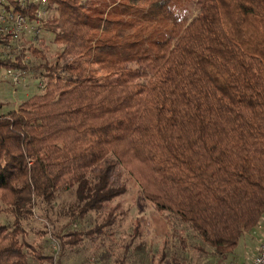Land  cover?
I'll return each mask as SVG.
<instances>
[{
    "label": "trees",
    "instance_id": "obj_1",
    "mask_svg": "<svg viewBox=\"0 0 264 264\" xmlns=\"http://www.w3.org/2000/svg\"><path fill=\"white\" fill-rule=\"evenodd\" d=\"M48 9L28 63L0 64L27 69L42 89L0 114V204L15 218L0 222V264L31 255L63 264L70 250L102 244L127 175L226 264L264 217V0H203L197 14L182 0H48ZM66 189L76 201L57 229L47 207ZM38 210L57 259L22 238L21 219Z\"/></svg>",
    "mask_w": 264,
    "mask_h": 264
},
{
    "label": "rangeland",
    "instance_id": "obj_2",
    "mask_svg": "<svg viewBox=\"0 0 264 264\" xmlns=\"http://www.w3.org/2000/svg\"><path fill=\"white\" fill-rule=\"evenodd\" d=\"M202 2L203 0H182V5L197 14ZM45 38L47 48H43L51 54L57 48L49 42V37ZM100 75L105 78V74ZM25 81V91H22L23 86L14 88L10 82L0 81V114L17 109L29 96L42 91L39 81L37 82L33 75H28ZM15 89L17 92H14ZM126 180L128 191L124 197L117 200L120 203V209L117 211L119 220L112 227L111 235L106 236L102 244H87L70 250L62 258L63 264H119V260H125L126 264H218L220 256L217 255L216 249L201 240L192 225L183 223L179 216L169 211H157L146 200L136 180L129 175ZM75 201L74 189L61 190L52 205L47 207L50 217L58 220L57 229L68 223L67 212ZM36 212L37 216L21 219L26 231L22 238L42 254L53 255L57 259L60 246L51 236L50 229L53 225L45 219V212ZM103 216H98L99 222L103 220ZM14 220V216L4 212L0 204V222L12 224ZM262 221L259 227L246 231L237 246L226 254L228 262L243 264L255 256L264 238V217ZM111 244H115V252L111 249ZM126 245L127 252L124 250ZM102 254L106 256L101 262ZM161 257L164 259L162 262L159 261ZM43 262L50 264L49 261L40 260L35 256L30 257L31 264Z\"/></svg>",
    "mask_w": 264,
    "mask_h": 264
},
{
    "label": "built area",
    "instance_id": "obj_3",
    "mask_svg": "<svg viewBox=\"0 0 264 264\" xmlns=\"http://www.w3.org/2000/svg\"><path fill=\"white\" fill-rule=\"evenodd\" d=\"M50 17L48 0H0V64L8 60L27 64L30 55L25 48L45 36ZM28 75L27 69L0 65V81H8L14 88L21 86ZM256 251L255 256L243 264H264V238Z\"/></svg>",
    "mask_w": 264,
    "mask_h": 264
},
{
    "label": "crops",
    "instance_id": "obj_4",
    "mask_svg": "<svg viewBox=\"0 0 264 264\" xmlns=\"http://www.w3.org/2000/svg\"><path fill=\"white\" fill-rule=\"evenodd\" d=\"M25 83H26V81H25L23 84H25ZM23 84H22L21 86H23ZM25 87H26V86L24 85L23 88H22V91H25V90H24ZM119 222H120V221H119ZM262 223H263V222H262ZM263 225H264V224H263ZM263 229H264V228H263Z\"/></svg>",
    "mask_w": 264,
    "mask_h": 264
}]
</instances>
